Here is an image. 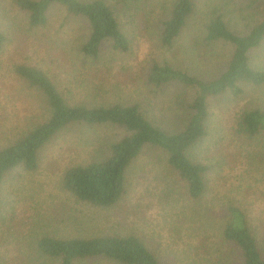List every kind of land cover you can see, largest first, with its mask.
Instances as JSON below:
<instances>
[{
    "label": "rangeland",
    "instance_id": "374dc122",
    "mask_svg": "<svg viewBox=\"0 0 264 264\" xmlns=\"http://www.w3.org/2000/svg\"><path fill=\"white\" fill-rule=\"evenodd\" d=\"M127 1V9L117 6L116 11L131 50L114 52L111 43H105L101 58L92 65L82 60L79 51L86 25L68 18L62 7L50 10L47 28L31 32L28 16L12 0H0V31L8 39L0 52V150L15 140L12 128L16 125L12 124L41 117L39 100L14 72L20 63L45 70L71 106L143 102L150 118L163 123L168 131L185 126L190 114L175 100L179 89L166 87L161 94L147 84L152 62H168L207 80L220 75L232 49L223 44L208 46L202 39L200 17L207 14L208 0L196 1L198 15L171 50L158 38L159 21L171 0ZM238 23L229 24L237 30ZM250 61L255 70L264 71V42L250 53ZM193 97L190 93L189 98ZM256 109L264 110V86L246 90L238 100L229 95L216 99L208 136L189 156L212 168L205 207L207 203L217 211L229 203L243 207L258 239L264 240V136L234 141L229 133L230 122L239 112ZM123 136L122 129L113 126L71 125L42 150L36 172L19 169L5 177L0 194V264H58L38 258L33 243L43 235L80 238L114 232L139 236L163 264L175 263L173 249L168 247L173 245L175 226L168 216L171 204L178 200L181 204L184 196L178 197L179 179L157 151L146 149L127 170L125 195L114 208L78 202L61 189L69 167L101 160L108 143ZM72 217L79 223L70 222Z\"/></svg>",
    "mask_w": 264,
    "mask_h": 264
},
{
    "label": "trees",
    "instance_id": "16d2710c",
    "mask_svg": "<svg viewBox=\"0 0 264 264\" xmlns=\"http://www.w3.org/2000/svg\"><path fill=\"white\" fill-rule=\"evenodd\" d=\"M196 1L171 0L158 24V38L163 47L174 48L189 28L192 18L198 15ZM12 2L28 16L31 32L49 26V13L54 6L62 7L68 18L85 24L86 39L80 40L79 51L86 63L96 65L108 42L114 52L131 50L116 11L117 6L127 9V0ZM206 3L207 14L200 17L203 41L208 46L223 44L232 49L230 61L220 75L205 80L159 61L152 62L147 75V84L161 94L166 87L179 89L175 100L183 111L189 112L190 119L176 132L168 131L163 123L150 118L143 102L71 106L45 70L27 63L17 64L14 72L39 100L41 117L12 124L16 125L12 128L16 132L15 140L0 150V194L7 175L19 169L36 172L42 150L67 127L76 124L117 127L124 136L108 143L101 160L72 166L64 172L61 180L64 192L96 208H114L125 195L127 170L150 149L164 157L169 170L179 179L178 197L184 196L181 204L179 200L171 204L173 209L168 216L175 226L171 232L173 245L168 246L173 249L174 264H264V240L258 239L243 207L232 203L218 211L208 203L205 207L212 168L189 156L208 136L216 99L229 95L238 100L246 90L264 86V71L255 70L250 61V53L264 42V0ZM230 21H239L241 28L235 25L237 30L233 29ZM7 40L0 31V52ZM190 93L194 96L192 100ZM230 123L232 139L254 140L264 136V110H242ZM70 222L77 224L79 219L72 217ZM33 246L39 259L47 258L58 264H163L139 236L122 232L80 238L43 235Z\"/></svg>",
    "mask_w": 264,
    "mask_h": 264
}]
</instances>
